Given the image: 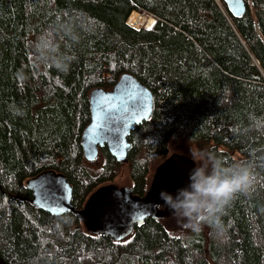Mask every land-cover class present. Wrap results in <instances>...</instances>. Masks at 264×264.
<instances>
[{
    "label": "trees",
    "instance_id": "1",
    "mask_svg": "<svg viewBox=\"0 0 264 264\" xmlns=\"http://www.w3.org/2000/svg\"><path fill=\"white\" fill-rule=\"evenodd\" d=\"M244 3L233 17L223 0H0V264H264V0ZM132 13L154 23L133 28ZM122 74L151 91L153 113L126 164L99 148L92 168L80 147L89 94ZM175 149L221 179L251 171L220 229L207 213L198 231L174 215L115 242L38 210L25 188L54 170L80 209L124 168L143 196Z\"/></svg>",
    "mask_w": 264,
    "mask_h": 264
},
{
    "label": "water",
    "instance_id": "2",
    "mask_svg": "<svg viewBox=\"0 0 264 264\" xmlns=\"http://www.w3.org/2000/svg\"><path fill=\"white\" fill-rule=\"evenodd\" d=\"M233 17L245 13L244 0H223ZM153 94L130 74H122L111 90L95 88L89 94L90 122L83 129L80 147L84 159L93 162L99 148L118 163L128 162L131 148L129 136L135 128L151 117ZM200 179L197 163L191 157L172 153L154 171L148 190L135 195L132 188L103 185L93 191L80 209L72 203L73 189L63 174L44 170L29 178L25 188L31 193L30 203L52 216L73 214L87 232L109 237L118 242L127 238L147 219L165 220L174 216L163 191L174 203L185 199L183 193H194ZM183 209H178V212Z\"/></svg>",
    "mask_w": 264,
    "mask_h": 264
},
{
    "label": "clouds",
    "instance_id": "3",
    "mask_svg": "<svg viewBox=\"0 0 264 264\" xmlns=\"http://www.w3.org/2000/svg\"><path fill=\"white\" fill-rule=\"evenodd\" d=\"M253 183V175L249 169L242 167L232 176L221 179L219 175L203 177L193 185L194 193H183L185 199L174 203L172 197L165 192L160 193V198L165 201L169 210L178 216L186 218L194 230L201 227L202 217L205 213L212 217L209 222L213 227L220 229V215L224 208L237 194L246 193ZM199 197H204L200 200ZM178 209H183L179 213Z\"/></svg>",
    "mask_w": 264,
    "mask_h": 264
},
{
    "label": "rangeland",
    "instance_id": "4",
    "mask_svg": "<svg viewBox=\"0 0 264 264\" xmlns=\"http://www.w3.org/2000/svg\"><path fill=\"white\" fill-rule=\"evenodd\" d=\"M135 17L137 19L136 25H130L133 28L138 29V28H141V27H147V26H149L151 24L150 18H148V16H143V15H140V14L136 13ZM172 153H180V152H177V150L175 149V150H172L168 155H170ZM189 157H191V156H189ZM191 158L196 161L197 167H201V175L199 174L200 177L201 176H203V177H211V176H213L211 171H210V165L209 164H206L205 166H202V165H200V163L194 157H191ZM101 163H102V159L101 158H99V159L97 158V160H95L93 162H89L88 166H90L92 168H98ZM107 184H113V185H116L117 187H128V188L131 187V181H130V179L128 177L127 171L124 168L121 170L120 175L114 181H112V182L110 181V182L105 183L103 185H107ZM199 199L200 200H204L205 198L204 197H199ZM205 218H206V216L203 215L202 220L204 221ZM183 219H186V218L183 217ZM174 223H175V221H171L170 225L173 226Z\"/></svg>",
    "mask_w": 264,
    "mask_h": 264
},
{
    "label": "bare ground",
    "instance_id": "5",
    "mask_svg": "<svg viewBox=\"0 0 264 264\" xmlns=\"http://www.w3.org/2000/svg\"><path fill=\"white\" fill-rule=\"evenodd\" d=\"M135 14H136V13H132V14L130 15V17H129L128 20H127V24H129V25H136V23H137V19H136V17H135Z\"/></svg>",
    "mask_w": 264,
    "mask_h": 264
},
{
    "label": "built area",
    "instance_id": "6",
    "mask_svg": "<svg viewBox=\"0 0 264 264\" xmlns=\"http://www.w3.org/2000/svg\"><path fill=\"white\" fill-rule=\"evenodd\" d=\"M148 18H150V21H151V24L149 25V26H147V27H150L153 23H154V19L150 16V17H148ZM129 25V24H128Z\"/></svg>",
    "mask_w": 264,
    "mask_h": 264
},
{
    "label": "flooded vegetation",
    "instance_id": "7",
    "mask_svg": "<svg viewBox=\"0 0 264 264\" xmlns=\"http://www.w3.org/2000/svg\"><path fill=\"white\" fill-rule=\"evenodd\" d=\"M148 190V189H147ZM146 193V192H145Z\"/></svg>",
    "mask_w": 264,
    "mask_h": 264
}]
</instances>
